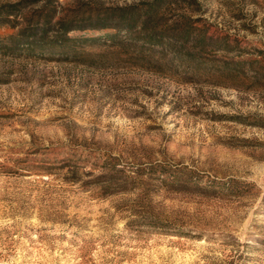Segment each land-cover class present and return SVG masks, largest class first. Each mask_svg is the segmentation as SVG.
<instances>
[{
  "label": "rangeland",
  "instance_id": "obj_1",
  "mask_svg": "<svg viewBox=\"0 0 264 264\" xmlns=\"http://www.w3.org/2000/svg\"><path fill=\"white\" fill-rule=\"evenodd\" d=\"M0 264H264V0H0Z\"/></svg>",
  "mask_w": 264,
  "mask_h": 264
},
{
  "label": "trees",
  "instance_id": "obj_2",
  "mask_svg": "<svg viewBox=\"0 0 264 264\" xmlns=\"http://www.w3.org/2000/svg\"><path fill=\"white\" fill-rule=\"evenodd\" d=\"M68 31H69V28H66V32H68ZM53 50L56 51V50H59V48H57L56 46H54V47H53Z\"/></svg>",
  "mask_w": 264,
  "mask_h": 264
}]
</instances>
